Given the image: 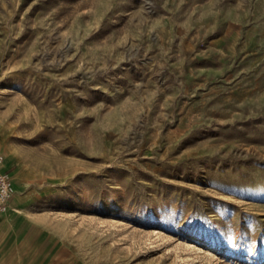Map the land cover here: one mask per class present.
Masks as SVG:
<instances>
[{"label": "rangeland", "instance_id": "374dc122", "mask_svg": "<svg viewBox=\"0 0 264 264\" xmlns=\"http://www.w3.org/2000/svg\"><path fill=\"white\" fill-rule=\"evenodd\" d=\"M0 264H264V0H0Z\"/></svg>", "mask_w": 264, "mask_h": 264}, {"label": "built area", "instance_id": "2783aa9c", "mask_svg": "<svg viewBox=\"0 0 264 264\" xmlns=\"http://www.w3.org/2000/svg\"><path fill=\"white\" fill-rule=\"evenodd\" d=\"M0 152V163L3 160ZM15 193L14 177L9 169L0 170V214L10 209V202Z\"/></svg>", "mask_w": 264, "mask_h": 264}, {"label": "crops", "instance_id": "0c3cea01", "mask_svg": "<svg viewBox=\"0 0 264 264\" xmlns=\"http://www.w3.org/2000/svg\"><path fill=\"white\" fill-rule=\"evenodd\" d=\"M3 169H9L11 172H12V174H13V177H14V167H13V165H10V166H8V165H1L0 164V170H3ZM14 184H15V188H16V180H15V177H14ZM13 200H14V195H13V197H12V199H11V202H10V207L12 206V204H13ZM4 213H1L0 215H3Z\"/></svg>", "mask_w": 264, "mask_h": 264}, {"label": "bare ground", "instance_id": "6f19581e", "mask_svg": "<svg viewBox=\"0 0 264 264\" xmlns=\"http://www.w3.org/2000/svg\"><path fill=\"white\" fill-rule=\"evenodd\" d=\"M2 162H3V160H2ZM2 162H1V163H2Z\"/></svg>", "mask_w": 264, "mask_h": 264}]
</instances>
